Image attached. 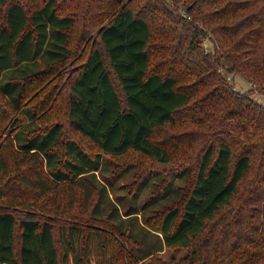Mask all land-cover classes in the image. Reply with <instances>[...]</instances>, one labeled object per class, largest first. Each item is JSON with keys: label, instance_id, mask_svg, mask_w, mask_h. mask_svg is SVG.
<instances>
[{"label": "trees", "instance_id": "trees-1", "mask_svg": "<svg viewBox=\"0 0 264 264\" xmlns=\"http://www.w3.org/2000/svg\"><path fill=\"white\" fill-rule=\"evenodd\" d=\"M252 3V0H228L224 4L223 0H44L28 9L23 0H0V91L15 101L26 80L40 73L43 64L59 65L69 57V30L76 17L60 13L58 7L64 4L112 7L111 18L99 28V43L104 51L94 47L69 83L68 118L75 129L94 142L98 151L92 155L69 138L61 154L57 150L63 134L60 121L27 134L25 129L35 122V113L30 114L32 123L16 131L14 141L33 160L42 157L47 161L53 180L80 185L90 195L88 182L95 181L94 173L102 168L104 154L121 155L132 149L169 163L172 152L153 138L155 130L175 121L177 113L194 99L195 90L205 84L212 86L210 97L214 101L222 97L226 106L235 102L234 110L223 113V135L203 147L196 178L182 205L166 208L155 222L146 221V228L156 231L165 245L190 246L208 222L237 196L251 168L254 148L257 144L264 145V105L245 93L235 92L220 71L223 61L231 69H250L252 73L248 74L264 84V69L258 70L261 57L258 53L264 55L261 44L264 8L240 7ZM158 9H165L166 13H153ZM152 22L165 38L157 46L163 54L158 65L152 63ZM178 24L182 26L180 29ZM206 31L216 34L221 55H213L202 46ZM239 32H243L240 37ZM182 43L187 45L188 52H183ZM177 63L183 67L177 68ZM187 74H200L199 81H184ZM193 106H199L204 113L205 105L200 101L193 102ZM242 137L249 141L235 155L234 142ZM6 162L0 154V167L4 170L8 169ZM32 185L43 191L51 189L42 177ZM263 199L264 192L255 200ZM114 214L108 213V217L118 226ZM131 224L134 226V222ZM118 231L134 241V236L138 238L137 233H127L121 227ZM104 232L100 227H88L77 221L62 222L56 227L52 219L31 210L19 217L10 209H0V264H118L114 236ZM234 245L240 243L236 241ZM128 250H121L122 262L127 261L124 256L131 260L134 255L132 249ZM151 253L148 247L143 256ZM193 254L188 264H195L197 252ZM204 260L201 264L207 263Z\"/></svg>", "mask_w": 264, "mask_h": 264}, {"label": "rangeland", "instance_id": "rangeland-1", "mask_svg": "<svg viewBox=\"0 0 264 264\" xmlns=\"http://www.w3.org/2000/svg\"><path fill=\"white\" fill-rule=\"evenodd\" d=\"M23 1L28 9H32L34 7L31 6L41 5L44 0ZM227 1L223 0V4ZM252 1V6L246 4L240 7L264 8V0ZM111 9L67 7V4L58 7L60 13H70L76 17L75 25L69 30V57L59 65L43 64L40 73L27 79L17 100L20 105L0 91V154L8 167L6 170L0 167V209H10L19 217L27 211H35L40 217L52 219L56 227L62 222L73 221L88 227H100L105 234L114 236L115 250L119 251L118 264L122 262L120 253L123 248L132 249L134 255L131 260L124 256L123 260L127 261L121 264H128L129 261H133L132 264H188L195 251V264H201L203 258H206V264H223V259L225 264H264V199L255 200L264 192L263 144H257L254 148L251 168L243 178L237 196L208 222L190 246H167L156 231L146 228L147 220L155 222L166 208L182 205L196 178L203 147L223 135V113L228 109L234 110L235 102L226 106L225 102H221L222 97L214 101L210 97L214 91L212 86L205 84L203 88L195 90L194 99L177 113L175 121L155 130L153 138L166 144L172 152L169 163H161L132 149L121 155L104 154L102 168L94 173L95 181L93 184L88 182L90 195L80 185L53 180L47 161L42 157L33 160L30 155L22 153L14 141L16 131L32 123L30 114L35 113V122L25 129L27 134L60 121L63 134L57 150L61 154H64V142L69 138L75 139L92 155L98 151L94 142L75 129L68 118L69 83L94 47L98 46L104 51L99 43V28L111 18ZM163 11L165 9H158L153 13L162 14ZM167 16L176 22L172 16ZM148 18L151 20L149 15ZM152 24V63L158 65L162 62L163 54L157 46L165 38L156 24ZM178 26L179 29L182 27L181 24ZM206 32L202 37V46L213 55H221L222 51L217 49L219 41L216 34ZM242 33L239 32V37ZM261 44H264V40H261ZM180 47L183 52H188L184 43ZM260 53L258 70L264 69V55ZM104 56L115 77L106 53ZM222 63L220 71L234 91L245 93L256 103L264 105V84L248 74L251 70H235ZM176 66L181 69L183 64L177 63ZM199 75L187 74L184 81H199ZM219 91L222 95V88L219 87ZM120 93L123 95L122 91ZM196 101L205 105L204 113H201L199 106H193ZM15 123L19 125L15 126ZM248 141L246 137L236 140L234 154L237 155ZM39 177L51 185L49 191L39 190L32 185ZM134 210L137 212L129 214ZM108 213H115L118 226L109 220ZM116 227L137 233L138 238L134 236L135 241L126 238ZM236 241L240 246L234 245ZM148 247H151L152 253L143 256Z\"/></svg>", "mask_w": 264, "mask_h": 264}]
</instances>
